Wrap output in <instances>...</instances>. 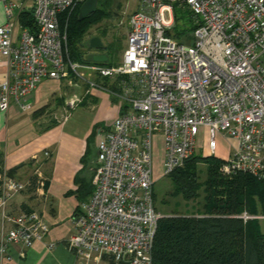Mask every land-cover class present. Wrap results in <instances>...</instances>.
<instances>
[{"label":"built area","instance_id":"2783aa9c","mask_svg":"<svg viewBox=\"0 0 264 264\" xmlns=\"http://www.w3.org/2000/svg\"><path fill=\"white\" fill-rule=\"evenodd\" d=\"M0 1L7 15L0 26V63L8 64V76L0 80V111L8 112L13 102L30 109V96L45 80H66L76 91L85 88L84 96L66 101L62 115L54 114L60 124L98 91L122 100L119 116L98 131L93 194L72 219L74 232L67 246L81 264L104 257L116 264H153L158 224L165 217L154 200L156 135L164 144L166 176L196 154L203 131L208 157H215L218 139L237 141L222 159L224 177L243 173L264 181V0H134L139 7L129 18L117 67L66 59L67 34L61 31L60 15L86 0ZM26 1L32 2L35 31L20 23ZM176 4L195 18L197 28L189 42L170 35ZM99 73L129 78L125 93L97 84L94 76ZM35 175L44 188L43 173L36 170ZM30 183L0 167V213L12 225L1 239L0 258L13 244L31 247L49 232L38 212H9L11 200ZM238 217L264 220L248 212Z\"/></svg>","mask_w":264,"mask_h":264},{"label":"crops","instance_id":"0c3cea01","mask_svg":"<svg viewBox=\"0 0 264 264\" xmlns=\"http://www.w3.org/2000/svg\"><path fill=\"white\" fill-rule=\"evenodd\" d=\"M25 5L31 9L32 2L26 1ZM132 5L135 10L139 7L136 1H132ZM6 21L5 5L0 1V26ZM94 39H98L100 45L90 46L104 56L115 49L114 42L104 45L101 37ZM125 48L122 47L123 53ZM107 58L103 62L105 67H117L123 57L113 62ZM7 76L8 64L1 62L0 80ZM129 80L124 76L109 79L111 88L119 95L125 93L123 84ZM76 94L84 96L85 88L76 91L66 80H45L30 96V109L22 110L13 102L8 112L0 111V167L21 181L31 182L24 192L11 200L9 212L17 216L36 211L49 226L47 236L31 247L13 244L8 255L0 258V264H81L67 246L74 232L72 219L82 202L89 199L81 194L80 187L95 171L98 131L107 128L119 116L122 100L114 94L98 91L94 96L85 97L84 102L71 111L68 121L55 122L54 114L62 115L66 101ZM89 110L99 112L94 116ZM155 138L162 142L161 135ZM88 151L89 162L85 164L82 160ZM230 152L219 159H225ZM36 170L44 175V188L37 184ZM198 215L201 214L193 216ZM11 228L0 213V242ZM52 244L54 248H50ZM89 264L109 263L103 259Z\"/></svg>","mask_w":264,"mask_h":264},{"label":"trees","instance_id":"16d2710c","mask_svg":"<svg viewBox=\"0 0 264 264\" xmlns=\"http://www.w3.org/2000/svg\"><path fill=\"white\" fill-rule=\"evenodd\" d=\"M113 5V0H99L97 11L82 21L78 18L82 5L60 15L61 31L67 34L66 59L83 64L105 65L96 62L93 57L87 58L80 44L92 27L113 15ZM188 14L194 22L195 31V18L190 11ZM179 21L176 17L174 35H170L184 42L190 35H187V28L180 29ZM20 23L30 31H35L31 9L21 13ZM109 79L100 73L94 76L97 84L115 93ZM88 157L89 151L82 162L87 164ZM201 163L207 166L204 181L200 178ZM221 164L222 160L214 156L194 154L182 167L167 175L173 184L172 197L192 201L199 198L203 191L207 193L206 202L200 216L173 214L160 219L152 251L153 264H264V220L244 222L238 217L243 212L264 216V181L243 173L232 178L224 177L219 171ZM92 174L91 179L84 181L80 187L81 194L88 198L94 190L95 171ZM104 259L109 264H116L112 258Z\"/></svg>","mask_w":264,"mask_h":264},{"label":"rangeland","instance_id":"374dc122","mask_svg":"<svg viewBox=\"0 0 264 264\" xmlns=\"http://www.w3.org/2000/svg\"><path fill=\"white\" fill-rule=\"evenodd\" d=\"M132 1L134 0H113V15L102 21L100 24L92 27V29L88 32V34L84 37L82 43L80 44V48L83 51L84 55L87 58L96 55H102L101 52L97 51L91 45V41L95 37H101L104 45H108L110 43L114 44V50L107 52V56L110 61L120 60L123 57L122 47H126L127 41V32H128V22L131 14L135 11V8L132 5ZM189 10L186 7H181L179 4L174 5V13L175 17L179 18L180 29H185L187 31V35L190 36L193 34V20L191 16L188 14ZM175 31V30H174ZM174 31L172 35H174ZM186 42L190 41V37L186 38ZM107 61V60H106ZM264 62V57H263ZM91 114L94 116L97 113L89 110ZM207 135L202 131L199 135L198 144L196 147V155L204 156L207 151L206 139ZM218 149L215 157L221 158V156L227 155V151H233L237 146V141L233 139H218ZM94 155L91 156V158ZM208 157V156H206ZM206 162V161H202ZM164 163V144L163 140H157L154 138V150H153V176L155 180L154 192L156 195L155 198V206L157 210L163 216H170L173 214H184V215H196L202 214L203 206L205 204V192H200V197L196 200L185 201L181 197L174 198L170 195L173 190V184L171 182L170 177L165 175V170L163 167ZM199 169L201 170V181H204L207 177V166L204 163L199 165ZM264 226V222H263ZM264 228V227H263Z\"/></svg>","mask_w":264,"mask_h":264},{"label":"water","instance_id":"95a60500","mask_svg":"<svg viewBox=\"0 0 264 264\" xmlns=\"http://www.w3.org/2000/svg\"><path fill=\"white\" fill-rule=\"evenodd\" d=\"M98 3H99V0H86L82 4V6H81V8L79 10V14H78L79 21H82L86 17H88V16L92 15L93 13H95L97 11V8H98ZM93 40L90 42L91 45H94L93 44ZM95 40H97V39H95ZM93 59L96 62H104L108 58H107V56H104V55H96V56H93Z\"/></svg>","mask_w":264,"mask_h":264},{"label":"flooded vegetation","instance_id":"af4514ba","mask_svg":"<svg viewBox=\"0 0 264 264\" xmlns=\"http://www.w3.org/2000/svg\"><path fill=\"white\" fill-rule=\"evenodd\" d=\"M93 44L98 46V45H100V41L98 39L97 40L94 39Z\"/></svg>","mask_w":264,"mask_h":264},{"label":"bare ground","instance_id":"6f19581e","mask_svg":"<svg viewBox=\"0 0 264 264\" xmlns=\"http://www.w3.org/2000/svg\"><path fill=\"white\" fill-rule=\"evenodd\" d=\"M105 258V257H104Z\"/></svg>","mask_w":264,"mask_h":264}]
</instances>
